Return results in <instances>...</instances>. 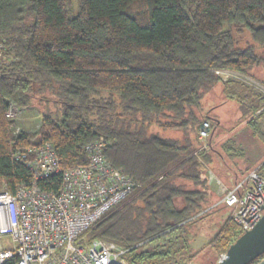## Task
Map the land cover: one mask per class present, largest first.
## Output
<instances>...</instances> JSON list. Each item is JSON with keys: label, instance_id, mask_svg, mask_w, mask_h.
<instances>
[{"label": "trees", "instance_id": "16d2710c", "mask_svg": "<svg viewBox=\"0 0 264 264\" xmlns=\"http://www.w3.org/2000/svg\"><path fill=\"white\" fill-rule=\"evenodd\" d=\"M243 32L253 44L239 46ZM256 47L264 48V0H0V190L31 180L11 151L51 142L60 167L70 169L85 165V146L103 137L105 158L135 186L86 240L127 248L130 264H189L207 249L217 263L242 233L229 216L190 252L188 228L221 206L194 155L200 124L220 125L202 100L221 84V104L239 111L235 127L264 145V95L215 74L235 71L264 84ZM37 96L45 113L36 129L5 117L8 104L19 113ZM213 138L198 153L206 165L234 174V183L251 170L264 178V161L239 169L243 150L230 154L231 138Z\"/></svg>", "mask_w": 264, "mask_h": 264}, {"label": "built area", "instance_id": "2783aa9c", "mask_svg": "<svg viewBox=\"0 0 264 264\" xmlns=\"http://www.w3.org/2000/svg\"><path fill=\"white\" fill-rule=\"evenodd\" d=\"M215 74L223 81L232 78L251 87L257 84L252 77L235 71L216 70ZM17 114L16 106L8 104L5 117L15 119ZM211 129L209 119L198 127L199 148L194 155L206 171L209 188L220 196L219 203L231 210V219L244 233L260 220L264 178L251 170L232 188L224 186L198 156L208 146ZM109 144L103 137L91 141L84 149L87 163L70 169L60 167L51 142L11 151L12 161L23 165L31 180L17 184L14 191L4 186L0 190V241L8 239L12 244L11 248L0 244V264H130L125 258L127 248L85 238L135 186L130 176L105 158Z\"/></svg>", "mask_w": 264, "mask_h": 264}, {"label": "rangeland", "instance_id": "374dc122", "mask_svg": "<svg viewBox=\"0 0 264 264\" xmlns=\"http://www.w3.org/2000/svg\"><path fill=\"white\" fill-rule=\"evenodd\" d=\"M237 36L239 41L240 47H245L247 45L253 44L251 38L247 32H243ZM256 51L264 56V48L256 47ZM255 74L258 76L259 79L264 81V71L258 69ZM254 79V78H253ZM257 84L255 88L258 92L264 95V84L259 82L257 79H254ZM251 87V86H250ZM39 98L41 96H37L34 102V105L26 110L20 111L16 115V120L18 123V128L21 130H34L40 124L42 115L45 110V105L42 102H39ZM222 98V87L219 84L217 87L213 89L210 93L206 94V96L202 100V110L205 113L208 109L214 108L213 114H211L212 119H218L220 125L215 128L212 125V129L210 132V137H214L213 141H216L217 138L220 140H226L231 138L232 143L231 146L233 150H228L230 154L234 153L237 149L243 150V156L236 157L235 161L238 162L239 169L240 167L242 170L244 167L249 169H253L258 164L264 161V145L260 142V140L256 137H252L251 132L245 128L244 125H239L235 127V120L239 115L238 108L234 102H225ZM217 106V107H216ZM51 109L53 110L54 107L51 105ZM165 134V133H164ZM173 137H181V132H171L170 133ZM166 135V134H165ZM213 135V136H212ZM215 135V136H214ZM197 137V136H196ZM208 138V142H209ZM199 144V141L197 139ZM220 144H218L219 147ZM221 149V148H220ZM227 156L228 153H224ZM217 162V161H216ZM218 163V162H217ZM218 165H220L218 163ZM221 165L223 163L221 162ZM207 167L214 173V175L220 180V182L226 186L227 188H232L234 185V174L228 172L227 174L230 175L227 178L226 175L218 174L213 166L210 164ZM223 167H226L225 165ZM219 169V168H218ZM238 169V171H239ZM222 167L220 171H222ZM240 170V171H242ZM241 175H236V178L240 177ZM210 186V185H209ZM211 190V189H210ZM212 194L218 196L220 201V196L216 194L215 191H212ZM217 199V200H218ZM218 201V203H219ZM178 205L181 204V200L177 201ZM231 214V210L229 208L224 207L223 205L219 206V209L212 212V214L206 216L202 222H198L195 225H192L188 228V239L190 245V252L194 253L199 251L217 232L221 223L227 219ZM0 244L4 248H11L12 244L9 242L8 239H3L0 241ZM214 254L211 250L207 249L203 253H200L191 263L189 264H210L213 260Z\"/></svg>", "mask_w": 264, "mask_h": 264}, {"label": "water", "instance_id": "95a60500", "mask_svg": "<svg viewBox=\"0 0 264 264\" xmlns=\"http://www.w3.org/2000/svg\"><path fill=\"white\" fill-rule=\"evenodd\" d=\"M260 208V220L231 243L224 257L215 264H249L264 254V201ZM257 264H264V258Z\"/></svg>", "mask_w": 264, "mask_h": 264}, {"label": "crops", "instance_id": "0c3cea01", "mask_svg": "<svg viewBox=\"0 0 264 264\" xmlns=\"http://www.w3.org/2000/svg\"><path fill=\"white\" fill-rule=\"evenodd\" d=\"M213 112H214V110L211 111L212 114H213ZM242 167H244V166L242 165ZM240 168H241V167H240Z\"/></svg>", "mask_w": 264, "mask_h": 264}]
</instances>
